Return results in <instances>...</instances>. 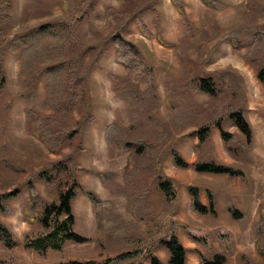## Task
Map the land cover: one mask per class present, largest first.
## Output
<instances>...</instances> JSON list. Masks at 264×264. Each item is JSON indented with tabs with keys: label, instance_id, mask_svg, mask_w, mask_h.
Listing matches in <instances>:
<instances>
[{
	"label": "rangeland",
	"instance_id": "obj_1",
	"mask_svg": "<svg viewBox=\"0 0 264 264\" xmlns=\"http://www.w3.org/2000/svg\"><path fill=\"white\" fill-rule=\"evenodd\" d=\"M80 1L82 7L88 1L94 3L93 8L86 7L87 17L76 26L82 42L99 44L104 51L91 70L88 112L74 113L80 125L66 118L68 127L78 130L72 142L66 141L59 152H52L28 124L18 55L7 52L3 56L7 79L0 90V200L5 210H0V219L14 233L16 243L8 247L0 242V261L64 264L95 260L102 264L109 259L108 264H151V253L168 260L169 251L160 239L175 232L187 247V264H201L200 253L209 257L215 252L226 254L225 264H264L259 249L264 239L257 244L260 224L264 229V84L244 58L253 29L264 26V0H220V8L203 0H184L194 27L192 35L185 32L181 14L171 0H132L130 12L141 13L151 35L143 34L133 17L122 32L142 49L156 69V94L141 102L138 113H133L128 101L115 90L117 82L108 71L124 76L127 70L117 61L114 44H104L114 29L106 16L107 7L126 6L121 0ZM10 3L8 37L44 21L68 17L60 0ZM157 30L175 45L159 42ZM230 35L238 37L241 51L233 49ZM200 76L213 78L217 90L214 96L197 88ZM167 79L172 84L170 100ZM46 82L42 73L33 104L41 114L52 111L44 103ZM140 86L142 90L147 88L146 78ZM237 109L243 111L252 127L251 139L230 116ZM112 123L119 127L116 131H123L120 140L117 137L119 142L142 139L148 145L134 156L139 165L137 169L131 167L134 170L130 169V175L129 148L115 149L118 146L111 145L107 137V127ZM219 125L232 134L231 147L225 144ZM203 126L210 129L197 146V130ZM174 150L190 162L213 159L239 168L243 174L179 166ZM68 154L73 156L71 167L81 183L72 201L75 230L88 239L67 241L62 248L46 251L27 247L26 236L42 230L25 219L23 208L30 197L28 181H33L44 198H54L55 193L36 173ZM98 171L106 173L108 182ZM160 175L170 181L168 195L158 185ZM189 186L198 188L203 203L209 205L211 198L214 200L215 213L193 208ZM16 188L17 194H7ZM85 190L100 196V207L93 204ZM122 190L131 193L134 200ZM229 204L237 210V217ZM128 251L132 254L116 259Z\"/></svg>",
	"mask_w": 264,
	"mask_h": 264
},
{
	"label": "trees",
	"instance_id": "obj_2",
	"mask_svg": "<svg viewBox=\"0 0 264 264\" xmlns=\"http://www.w3.org/2000/svg\"><path fill=\"white\" fill-rule=\"evenodd\" d=\"M68 17L44 21L36 24L22 32L8 37L9 19L11 15L10 0H0V90L3 88L7 75L4 69L3 56L7 52H12L19 57L21 73L24 77L23 92L21 96L26 101V114L28 124L32 127V132L36 135L52 152H59L66 141L72 142V137L78 128H69L66 118L73 119L80 125V121L75 117V112H88L89 109V79L91 70L98 63L99 54L104 50L99 49V44H84L77 31V23L87 17V6L94 7L93 2H89L82 7L80 0H60ZM126 8H118L109 5L106 10V16L109 22L114 26L113 31L105 37V43L112 42L115 46L116 59L124 65L127 70L126 75L121 76L108 71L112 79L117 82L115 90L118 91L131 105L133 113H138L141 102L150 100L151 96L156 94L155 86V67L146 58L142 49L130 38H127L122 30L126 26L130 17L136 19L139 28L146 36L151 32L145 23L141 13H131L128 6L132 0H121ZM174 6L181 14V20L184 30L192 35L194 30L193 23L189 19L185 9L184 0H171ZM206 4L220 8V0H203ZM74 14H77L74 16ZM157 24L159 21L157 20ZM159 42L164 45H175L166 40L159 30L155 33ZM229 41L235 51H241L240 40L236 35H230ZM177 46V45H176ZM178 48V47H177ZM245 61L250 63L255 69L258 79L264 84V26L253 29V39L244 53ZM44 73L47 78L45 106L52 111L48 114L38 113L34 107V101L37 97L36 83L39 76ZM147 79V88L142 90L140 81ZM192 81V79H191ZM195 82V77L194 80ZM197 88L209 93L211 96L216 94V87L211 76L197 77ZM167 96L170 100L172 84L167 79ZM196 87V86H195ZM143 99V100H142ZM144 102V103H145ZM171 105L170 101H168ZM172 106V105H171ZM136 115V114H135ZM234 123L241 129L248 139L252 138V127L243 114L241 109L230 113ZM66 122V123H65ZM63 123H65L63 125ZM116 123L109 124L107 127V137L115 149L129 148V158L131 166L130 171L137 169L139 160L134 161V156H138L147 148L144 140L122 141L120 135L123 131H116L119 127ZM115 126V128H114ZM220 130L225 141L231 147L229 141L231 138L229 131L220 126ZM209 126L200 127L197 132L200 141H204L209 132ZM115 131V134H114ZM119 137V140L117 139ZM175 163L179 166L191 165L197 171H207L213 173H228L230 175L243 174L239 168L215 161L213 159H199L190 162L182 156L177 150L172 151ZM73 156L68 154L62 159L48 163L47 166L37 171V177L44 180L52 193H55L51 200L44 198L38 187L29 180L30 197L23 208L25 219L42 227L41 232L32 235L30 232L26 236L25 245L38 251H46L48 248L59 249L67 241L86 240L88 237L79 234L75 230V214L73 210V198L77 195V190L81 188L74 167H71ZM134 162V163H133ZM133 167V168H131ZM133 169V170H130ZM103 181L108 182L106 173L98 171ZM111 183V182H110ZM65 185V186H64ZM111 186L113 185L110 184ZM158 185L161 190L168 195L171 191L169 179L158 176ZM19 190V189H18ZM95 206L100 207L103 200L92 190H85ZM117 193V189L112 190ZM122 193L128 195V199L133 201L134 197L127 190ZM133 192V191H132ZM191 195V204L199 212L215 213V202L211 198L209 205L202 202L199 196V190L196 186H189ZM17 188L13 191H7L8 195L17 194ZM1 198V197H0ZM136 199V198H135ZM232 214L237 217V210L232 204L228 205ZM0 210H5L0 200ZM262 221H264V207L262 212ZM260 239H264V229L259 226ZM31 234V235H30ZM264 241V240H263ZM0 242L10 247L16 243L14 233L0 219ZM160 242L168 249L169 257L167 261L162 260L155 253L150 254L151 264H187V247L179 239L175 232L169 237L161 238ZM264 243L259 245V249L264 256ZM132 252H124L116 256V259L130 255ZM201 264H225L227 256L223 252H215L211 256L200 253ZM109 259L102 264H108ZM0 264H15L4 263ZM64 264H100L95 260L80 261L72 260Z\"/></svg>",
	"mask_w": 264,
	"mask_h": 264
}]
</instances>
